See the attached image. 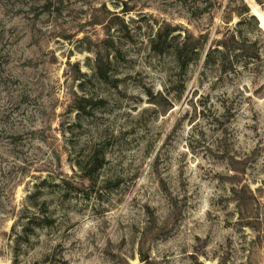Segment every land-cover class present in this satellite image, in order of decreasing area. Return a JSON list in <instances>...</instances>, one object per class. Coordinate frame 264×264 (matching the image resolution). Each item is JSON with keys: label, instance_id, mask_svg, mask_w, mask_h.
Returning <instances> with one entry per match:
<instances>
[{"label": "rangeland", "instance_id": "1", "mask_svg": "<svg viewBox=\"0 0 264 264\" xmlns=\"http://www.w3.org/2000/svg\"><path fill=\"white\" fill-rule=\"evenodd\" d=\"M0 264H264V0H0Z\"/></svg>", "mask_w": 264, "mask_h": 264}, {"label": "trees", "instance_id": "2", "mask_svg": "<svg viewBox=\"0 0 264 264\" xmlns=\"http://www.w3.org/2000/svg\"><path fill=\"white\" fill-rule=\"evenodd\" d=\"M252 19H255V17H251ZM188 41H185L181 46H179L178 48H177V50H176V59H177V61H178V63H182L183 65H186V64H188V62H186V61H184V58L187 56V54H188V52H187V50H188V47H189V44L187 43ZM198 42V40H196V43ZM218 43V45L220 46L221 45V43L220 42H217ZM214 50H216V51H218V49H214ZM214 50H212V52H208V54H207V56H206V58H208L210 55H211V53H213V51ZM229 51V50H228ZM228 54L230 53L231 54V52H227ZM224 59H226V57L224 58ZM230 63V62H229ZM225 64H226V62H225ZM224 64V65H225Z\"/></svg>", "mask_w": 264, "mask_h": 264}, {"label": "water", "instance_id": "3", "mask_svg": "<svg viewBox=\"0 0 264 264\" xmlns=\"http://www.w3.org/2000/svg\"><path fill=\"white\" fill-rule=\"evenodd\" d=\"M256 17V16H255ZM258 19V18H257ZM260 24V23H259ZM260 27H261V24H260ZM262 28V27H261Z\"/></svg>", "mask_w": 264, "mask_h": 264}, {"label": "bare ground", "instance_id": "4", "mask_svg": "<svg viewBox=\"0 0 264 264\" xmlns=\"http://www.w3.org/2000/svg\"><path fill=\"white\" fill-rule=\"evenodd\" d=\"M255 16V15H254ZM257 17V16H256ZM260 21V20H259ZM263 29V28H262Z\"/></svg>", "mask_w": 264, "mask_h": 264}]
</instances>
